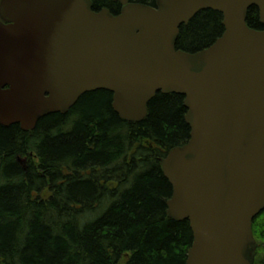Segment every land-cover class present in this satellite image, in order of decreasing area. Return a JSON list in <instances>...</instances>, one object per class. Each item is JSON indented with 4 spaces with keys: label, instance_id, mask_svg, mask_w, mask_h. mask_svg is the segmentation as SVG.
Returning <instances> with one entry per match:
<instances>
[{
    "label": "water",
    "instance_id": "95a60500",
    "mask_svg": "<svg viewBox=\"0 0 264 264\" xmlns=\"http://www.w3.org/2000/svg\"><path fill=\"white\" fill-rule=\"evenodd\" d=\"M0 0V124L25 132L67 114L87 93L113 94L128 123L143 122L162 94L183 96L189 141L160 159L173 187L169 216L189 221L187 264H254L255 219L264 212V29L247 23L264 0ZM223 15L207 49H177L201 11Z\"/></svg>",
    "mask_w": 264,
    "mask_h": 264
},
{
    "label": "trees",
    "instance_id": "16d2710c",
    "mask_svg": "<svg viewBox=\"0 0 264 264\" xmlns=\"http://www.w3.org/2000/svg\"><path fill=\"white\" fill-rule=\"evenodd\" d=\"M92 2L96 12L122 9ZM247 23L264 29L258 8ZM224 31L221 13L201 11L181 27L177 49L200 52ZM184 99L158 93L146 119L128 123L99 90L31 132L0 124V264H187L193 232L168 214L173 187L160 163L190 139ZM253 233L254 264H264V212Z\"/></svg>",
    "mask_w": 264,
    "mask_h": 264
},
{
    "label": "flooded vegetation",
    "instance_id": "af4514ba",
    "mask_svg": "<svg viewBox=\"0 0 264 264\" xmlns=\"http://www.w3.org/2000/svg\"><path fill=\"white\" fill-rule=\"evenodd\" d=\"M156 1H157V0H155V5H156Z\"/></svg>",
    "mask_w": 264,
    "mask_h": 264
}]
</instances>
